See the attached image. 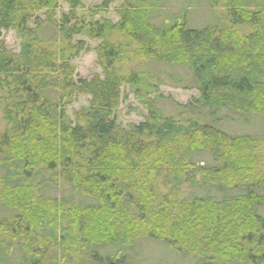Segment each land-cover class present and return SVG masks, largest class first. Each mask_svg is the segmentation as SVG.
Listing matches in <instances>:
<instances>
[{
  "label": "trees",
  "instance_id": "16d2710c",
  "mask_svg": "<svg viewBox=\"0 0 264 264\" xmlns=\"http://www.w3.org/2000/svg\"><path fill=\"white\" fill-rule=\"evenodd\" d=\"M120 1L114 22L99 16L115 0H66L59 19L60 0H0V38L20 39H0V264H133L125 248L149 238L191 264H264V132L226 129L264 122V0H207L220 19L194 27L196 0ZM77 37L101 40V75L76 79ZM133 59L185 69L199 97L166 113L164 80ZM125 85L148 111L127 128Z\"/></svg>",
  "mask_w": 264,
  "mask_h": 264
},
{
  "label": "rangeland",
  "instance_id": "374dc122",
  "mask_svg": "<svg viewBox=\"0 0 264 264\" xmlns=\"http://www.w3.org/2000/svg\"><path fill=\"white\" fill-rule=\"evenodd\" d=\"M169 5H172V9H180L188 3L189 0H168ZM101 0H84V9H90L91 7L100 4ZM121 3L120 0H115L107 12H102L99 17H104L111 19L114 22L119 20V16L115 12V8ZM196 7L191 8L193 13L189 16V27H194L191 23V18H193L194 23L204 24L208 22H213L220 19L221 9H211L207 5V0H196ZM69 5L66 0H60V8L58 10L57 18L61 17L63 12H67ZM85 14V11L79 10V15ZM51 35L50 31H47L43 36L44 38ZM52 36V35H51ZM50 36V37H51ZM85 39L87 49L84 50L77 58L72 61L75 67L76 79H91L97 74L102 73L101 67L97 63V54L95 48L101 43V40H92L86 37H77V39ZM5 42L7 47L14 52L20 51V39L16 35L15 30L3 31L0 38ZM133 58V57H132ZM125 67L139 68L146 70L150 75H158L163 80L164 83L160 85V94L164 96L165 100L159 102V106L166 113L177 114L174 108V104H188L193 101V99L199 97V91L196 88L191 87L193 83L190 80V75L188 71L183 68H172L166 65H156L152 64L144 59H133ZM174 75V76H173ZM178 76L180 82L176 83L173 77ZM122 93L120 97V104L118 105L116 112V117L118 124L124 128H127L130 124H139L143 122L148 114L147 109L134 97L133 93L130 92L129 86L125 85L122 88ZM154 96V95H153ZM89 105V96L78 95L77 99L67 107V113L71 118H74V112L80 110L83 107ZM232 115V114H231ZM232 120L230 127L226 128L228 131L233 130L234 132H250L259 133L264 132V122L260 119L252 117L246 119L245 122L238 120L239 116L232 115ZM239 121V122H237ZM4 127V122L0 113V130ZM258 154H264V143L261 148L257 151ZM261 170L264 171V167L261 165ZM189 176L192 178L195 176L198 181L201 180L199 174H197L193 169L190 170ZM195 189L191 186V182H186L183 187V194H191ZM53 195L61 196L62 191L57 189L51 192ZM8 211L0 206V217L6 215ZM264 214V209L261 210ZM128 252H132L134 255L133 264H191L193 262V256H187L186 258L173 247H168L159 240L154 239H143L138 241V243L133 247L125 248ZM76 264V263H75Z\"/></svg>",
  "mask_w": 264,
  "mask_h": 264
}]
</instances>
